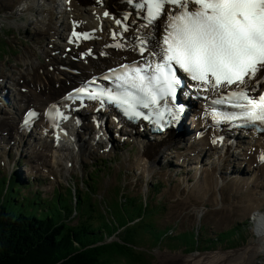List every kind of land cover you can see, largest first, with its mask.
<instances>
[{
  "label": "snow or ice",
  "instance_id": "1",
  "mask_svg": "<svg viewBox=\"0 0 264 264\" xmlns=\"http://www.w3.org/2000/svg\"><path fill=\"white\" fill-rule=\"evenodd\" d=\"M136 2L146 12L149 22L156 20L166 5L179 9L169 19L165 47L158 54L159 61L154 67L151 64L147 67L134 66L127 69L123 76H118L117 80L121 83L117 88L125 89L122 93L102 90L90 93V98L107 96L108 100L133 109L131 115L139 116L141 113L134 111L137 103L148 108L150 104H157L161 96L175 99L181 83L177 75L180 69L189 73L194 81L216 85L240 87L248 81L264 80V0ZM79 91L86 92V89ZM241 93L244 94L243 88ZM244 98L246 106L250 107L247 118L264 121V94L258 99L247 95ZM261 158L264 159V156Z\"/></svg>",
  "mask_w": 264,
  "mask_h": 264
},
{
  "label": "bare ground",
  "instance_id": "2",
  "mask_svg": "<svg viewBox=\"0 0 264 264\" xmlns=\"http://www.w3.org/2000/svg\"><path fill=\"white\" fill-rule=\"evenodd\" d=\"M13 2H17L18 5L22 2H28L29 8L28 12L32 13L35 10V6L38 3L39 0H8ZM44 3L47 5V9L45 10V15L40 22L42 25V31L41 34H37L35 38L39 40V47L37 49H41V46L45 42V40L50 39L51 43L54 44V50L58 48L56 46V43L52 42L53 40H60L65 36L64 30L61 28V24H58L57 22V15L62 14L61 12H58V2L59 0H43ZM122 0H109V2H106V7L110 8L112 11L116 12L119 9H123L124 7L121 6ZM78 3H80V6H78ZM94 2L92 0H74L72 3V7L74 8V11L71 12L77 17H84L87 18L89 11L92 9L91 5H93ZM14 5V4H13ZM17 5V4H16ZM94 10H98V6L95 5L93 7ZM98 11H101L98 10ZM102 12V11H101ZM101 12L99 13L98 18L96 19L97 22H105L106 18L101 16ZM69 13H65L64 15H67ZM63 15V14H62ZM93 19V15H92ZM85 24V27L82 31L84 37H87L89 39L91 37L90 32L93 29V24L90 22ZM165 23L166 21L163 20L160 23H158L157 28L153 32L155 34V37H150V34L142 30L138 25L134 27V30L129 34L125 36L126 42L130 45L131 43H135V40L137 36L140 37V40L149 41L152 44L153 50L155 55H158L160 51V43L164 37V29H165ZM40 30V29H39ZM34 38V39H35ZM32 40V39H31ZM97 44V48L100 49L102 44H106L104 42L101 43H94ZM53 50H42V54H45L46 57L50 58L51 65L54 72H51L48 70L46 64L42 63H33L32 58L35 54H31L27 51L24 52V60L30 62V68H27L26 70H22L18 73V81H23L24 85L23 87H26L29 89L28 93H18L17 98L15 99L14 103L16 104L15 109L19 112H21L24 108H29L31 106L34 107H45L49 103L53 102L57 98H61L63 96V92L67 90L66 88V82L67 81H75L78 82L83 77L88 78L91 75L92 70L95 74L99 73L104 69V67H98L102 66L104 62L102 61H96V63H93L92 60L89 61V63L86 65L84 63H81V66L78 64H73L72 62H69L68 57L66 59H59L57 56H52L51 52ZM114 54V52H113ZM128 55V53H124L120 58L123 56ZM149 59L151 61H154L156 58L149 56ZM60 63V64H59ZM59 64V65H58ZM57 65V66H55ZM66 67L68 66L70 68L69 71L68 68H64V71L60 70V67ZM72 69H76L80 75H74L71 71ZM59 70V72H58ZM18 84H14V88ZM59 86V89H56V86ZM35 88V90H34ZM39 90V91H38ZM198 124V122H195ZM84 134L90 133L93 128L90 126L84 127ZM6 131L9 132L11 137H20L22 134L19 132V128L17 126V121L15 120V117L13 113L9 115L7 118H4L3 116L0 117V133L3 134ZM84 136L80 135V141L85 144L87 147L86 150L92 152L94 151L95 147L92 142L85 141L84 142ZM194 135H191L189 139H187V148L185 151L180 152L179 147L177 146L178 138H174L173 136H158L157 140L161 144H156L155 146H150L147 151V158H145L144 155L140 154L139 158L135 161L134 165L135 167L142 169L144 172H152L154 169V165L160 155H166L170 156L173 153L176 154V159L180 162V160H184L186 163V158H188L191 155H194V159H199L203 156L208 155L212 149L209 147L207 140L199 141L196 144L192 143L190 140ZM36 139V137H35ZM93 140V138H91ZM4 138H0V145H4ZM240 144L244 146L243 150L232 149L227 148L225 150V153L221 154L216 161V163L213 166H204L201 170H198L194 176L197 181L189 188L191 191V195L196 197L197 199L203 200L207 203H211L212 195L208 196L212 189L216 190L215 188H212L211 185L215 183V176L219 173H225L228 169V167L231 166V164L234 161H238L237 169L239 170V176L235 177L234 179L230 180L229 186L225 187L224 192L226 190H231L232 194H239V196H242V201L239 202V207L241 208L243 213H247L250 216L252 215L253 209L260 205V202L264 200V192L262 191L264 189V166L255 168L256 161L252 160L251 162L248 160V157H250L251 151L253 149H258L260 147L264 148V137H261L259 139L255 138H248L247 140H242L240 138ZM65 144L64 146H66ZM258 151V150H257ZM31 152L33 155V158H36L33 160V171L39 170L44 166H47L48 164H58L64 156H68V154H61L59 150L54 149L51 145L47 144L45 141H43V144L41 146L37 144H33L31 147ZM206 152V153H205ZM252 158L254 156H251ZM193 161V160H192ZM246 162V164H244ZM200 163L194 162V165H197ZM149 164V167H148ZM242 167H245V170H242ZM241 171V173H240ZM246 171L250 172L251 174L248 176V173ZM226 178V177H225ZM224 199V193L222 194L219 199ZM223 209V208H222ZM236 210V209H235ZM234 213V212H233ZM262 215H264V212H262ZM264 241V237L262 239ZM263 249L261 245L254 244L250 246L248 249H240L235 252H225L229 253L231 255L225 256L223 254L225 253H217L214 255H203V256H196L192 255L190 256V259L183 260V264H252V261L254 258H257L258 253ZM185 261V262H184Z\"/></svg>",
  "mask_w": 264,
  "mask_h": 264
},
{
  "label": "rangeland",
  "instance_id": "3",
  "mask_svg": "<svg viewBox=\"0 0 264 264\" xmlns=\"http://www.w3.org/2000/svg\"><path fill=\"white\" fill-rule=\"evenodd\" d=\"M7 1V6L10 9H13L15 6L18 5V3L16 2H11V1ZM20 1V0H17ZM14 4V5H13ZM17 4V5H16ZM7 6L4 5V3L2 2V0H0V11H1V17H0V54L4 53L6 56L10 55V52L8 50H6L5 47L6 44V40H11L15 35V31L12 30V27H14L16 25V21L10 19V18H6L5 16H8V13L6 12L7 10ZM35 11V10H34ZM33 11V12H34ZM32 29H27L24 30V33L27 35H30ZM42 29L34 31V37L32 39H34L36 37L37 34H41ZM37 33V34H36ZM5 49V50H4ZM32 48L26 50L27 52L34 54L32 52H30L29 50H31ZM5 55L3 57H5ZM27 56V55H26ZM26 56H23L24 58ZM2 54L0 56V60L3 58ZM32 154V152H31ZM33 156V155H32ZM31 161V167L33 168V160H31L30 154H28L25 158H24V163L26 165V163H29ZM27 171V167H24L22 172H24L26 174ZM35 171V170H34ZM239 171V170H238ZM241 173V171H240ZM118 177L120 179H118ZM117 178V180H116ZM8 179V174L5 171H2L0 169V185H2L4 180ZM120 180V181H119ZM101 181L95 182V187L92 190V193H83V201L85 205H89L90 203H93L95 210L94 212H92V214H95L96 216H100L102 214L101 208L103 207V205L107 206V212L104 213V218L102 221H104V223L107 224V222L110 223H115L116 221L122 223L123 221H130V220H134L136 218L139 217V210H140V204H139V198L136 200H131V196H138V195H142L144 190H148L150 187H154V185H156L154 188L158 189V192L155 194L154 199H152L153 197H149L148 198V203L149 205H153V206H161V212L158 213L156 215V220L153 219L152 217H142V221L140 222V224L138 225H131L128 230L126 232H122L120 234V237L122 236L124 239H127V237H138L142 234L145 233L146 229L149 228L151 230V233L149 235V240L148 243H146L145 245L142 244L141 239H137L135 240V243L138 245L136 247V249H138L139 252V256H140V263L139 264H155L154 260L146 254V252H150L149 247L150 246H155L158 245V247L160 248V252L161 254H159L158 256H161V263L157 262L158 264H172L169 260H171L174 264H177L179 262V259L176 257H173L171 255H166L165 257L162 255L163 250L166 251L169 249L171 250V248H173L176 252H184L185 251L187 253L189 250V248H196V244L193 240V234L189 233V232H183V231H191L193 230V227L195 225V214L192 211V208L188 205L187 202L184 201H179L177 203H173L171 201V194H169L162 186L163 183L158 182L157 180H154V182H151L150 185L146 186V183L144 181H142V185L144 187H141L140 184H138L135 187V184L132 183L131 185L128 184L129 180L127 179V175L125 173L120 172L118 173V171H114L110 177L108 179H106L105 181H103L106 185L111 184L109 187H105L104 185H101ZM119 183V184H118ZM30 184V183H28ZM116 184H118L121 187V194H120V198L119 200L124 199L126 193H130L127 194V199H129V202L126 203L124 206H121L120 203L118 202V197H119V188H116ZM12 186L17 188L18 191L16 192V198L18 199L17 204L18 205H22V206H27V208L31 209V211H39L42 207L41 206H37L35 204L36 201L41 202V197L39 195H36L32 192L28 193L25 196H23L20 193V188L21 186H19V184L15 181V179L12 181ZM24 187V186H22ZM93 194H102L104 195V198L102 199V202L94 200L92 198ZM149 195H152L149 194ZM144 196L147 197V194H145L144 192ZM193 199V198H192ZM64 203L66 202L65 197L63 198ZM241 200H239L240 202ZM195 202V200H194ZM58 194H55V201L53 202H48V200H46V204L43 206L46 207L44 209H46L47 211H51L50 208H55V206L58 204ZM196 204V202H195ZM199 206H204V204L202 203H198ZM189 206V207H188ZM236 209V210H235ZM234 211H232V213L229 214H223V213H214L212 212V214H210L208 216V220H211V226L215 227V223H218V226L215 228V230H224V231H220V238L219 241L222 244L223 242H227L229 244V247H233L231 250H238L243 248V245L247 244H239L237 245V243L234 241V236L237 235L235 230H230V226L236 223L237 218H243L244 213H242L238 208H235ZM234 212V213H233ZM151 213V212H150ZM149 216H151L149 214ZM247 216V215H246ZM70 220V219H69ZM98 220H100V218H98ZM78 222H83L86 226H90L93 227L92 224H89L88 222V218L85 216H82L80 218L76 217L75 219H73V221H71V224L75 225ZM209 222V221H206ZM95 225H99V223L97 221H94ZM160 228H165L166 226H171L175 228V232H183L179 235H177L176 237H166L165 240L162 241L163 238H159V232L161 231L158 227ZM206 225V224H205ZM244 228H246V226H244ZM227 229V230H225ZM239 232V231H238ZM240 233H241V238L244 241H246V239H244V231H242L240 229ZM208 243H212L210 247H214L215 249L218 247V243L215 240H211L208 239L206 241H203L201 239V247L202 248H206V245ZM142 244V246H140ZM238 246V247H237ZM236 247V248H234ZM163 248V249H162ZM176 248V249H175ZM222 248H218L217 251H220ZM224 250H229V249H225ZM191 251H194V249H192ZM200 251H202L200 249ZM154 253H158L159 250L157 247H155L153 249ZM232 252V251H229ZM222 254V253H220ZM225 256H229L231 254L229 253H225L223 254ZM190 259V256L183 259V260H188ZM158 261V260H156ZM164 261V263H163ZM185 262V261H184ZM183 264V263H182ZM252 264H264V253H261Z\"/></svg>",
  "mask_w": 264,
  "mask_h": 264
},
{
  "label": "trees",
  "instance_id": "4",
  "mask_svg": "<svg viewBox=\"0 0 264 264\" xmlns=\"http://www.w3.org/2000/svg\"><path fill=\"white\" fill-rule=\"evenodd\" d=\"M14 201L18 199L13 195ZM22 205L6 203L0 198V264H123L139 258L120 245L104 244L111 229L55 228L51 220H36ZM73 230V231H70ZM163 236L165 231L159 232ZM163 238V237H162ZM76 255L66 261V257ZM132 258V259H131Z\"/></svg>",
  "mask_w": 264,
  "mask_h": 264
}]
</instances>
